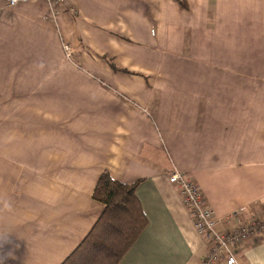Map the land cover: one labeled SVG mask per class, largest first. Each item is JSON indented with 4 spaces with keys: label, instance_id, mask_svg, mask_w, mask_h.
Here are the masks:
<instances>
[{
    "label": "crops",
    "instance_id": "1",
    "mask_svg": "<svg viewBox=\"0 0 264 264\" xmlns=\"http://www.w3.org/2000/svg\"><path fill=\"white\" fill-rule=\"evenodd\" d=\"M184 3L0 1V264H62L104 210L103 172L137 184L146 218L118 264L204 260L174 171L218 233L264 216V0ZM233 253L264 264V237Z\"/></svg>",
    "mask_w": 264,
    "mask_h": 264
},
{
    "label": "trees",
    "instance_id": "2",
    "mask_svg": "<svg viewBox=\"0 0 264 264\" xmlns=\"http://www.w3.org/2000/svg\"><path fill=\"white\" fill-rule=\"evenodd\" d=\"M177 1L186 8L184 0ZM137 184L125 185L103 172L92 198L104 210L85 239L62 264H118L133 247L146 226L136 196Z\"/></svg>",
    "mask_w": 264,
    "mask_h": 264
},
{
    "label": "built area",
    "instance_id": "3",
    "mask_svg": "<svg viewBox=\"0 0 264 264\" xmlns=\"http://www.w3.org/2000/svg\"><path fill=\"white\" fill-rule=\"evenodd\" d=\"M8 7L25 5L32 0H0ZM50 8L53 14L65 6L66 0H42ZM73 11V10H72ZM67 57L70 56L68 46L63 47ZM169 183L175 188L183 206L189 212L194 230L206 240L208 249L204 260L200 264H237L236 250L248 238L264 237V216L249 219L242 223L238 213H234L227 219L236 224L226 233H218V222L214 212L205 204L201 189L184 173L174 171L168 178ZM221 260V262H219Z\"/></svg>",
    "mask_w": 264,
    "mask_h": 264
},
{
    "label": "rangeland",
    "instance_id": "4",
    "mask_svg": "<svg viewBox=\"0 0 264 264\" xmlns=\"http://www.w3.org/2000/svg\"><path fill=\"white\" fill-rule=\"evenodd\" d=\"M260 43H261L260 40L255 39V40L252 41V46H255V47L259 46ZM261 46H262V44H261Z\"/></svg>",
    "mask_w": 264,
    "mask_h": 264
},
{
    "label": "clouds",
    "instance_id": "5",
    "mask_svg": "<svg viewBox=\"0 0 264 264\" xmlns=\"http://www.w3.org/2000/svg\"><path fill=\"white\" fill-rule=\"evenodd\" d=\"M0 239H6V238H0Z\"/></svg>",
    "mask_w": 264,
    "mask_h": 264
}]
</instances>
